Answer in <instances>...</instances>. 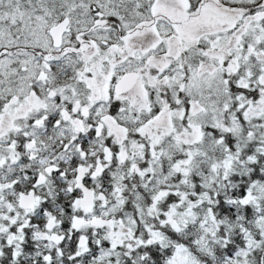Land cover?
I'll list each match as a JSON object with an SVG mask.
<instances>
[{
	"label": "snow or ice",
	"instance_id": "6c2138e0",
	"mask_svg": "<svg viewBox=\"0 0 264 264\" xmlns=\"http://www.w3.org/2000/svg\"><path fill=\"white\" fill-rule=\"evenodd\" d=\"M0 264H264V0H0Z\"/></svg>",
	"mask_w": 264,
	"mask_h": 264
}]
</instances>
